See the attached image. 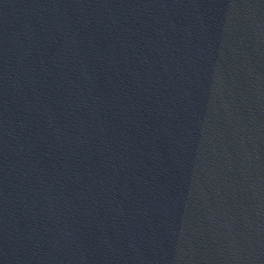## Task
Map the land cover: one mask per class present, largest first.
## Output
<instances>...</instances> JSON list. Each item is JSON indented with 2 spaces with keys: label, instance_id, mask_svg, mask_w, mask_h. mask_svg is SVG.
<instances>
[{
  "label": "water",
  "instance_id": "95a60500",
  "mask_svg": "<svg viewBox=\"0 0 264 264\" xmlns=\"http://www.w3.org/2000/svg\"><path fill=\"white\" fill-rule=\"evenodd\" d=\"M0 264H264V0H0Z\"/></svg>",
  "mask_w": 264,
  "mask_h": 264
}]
</instances>
